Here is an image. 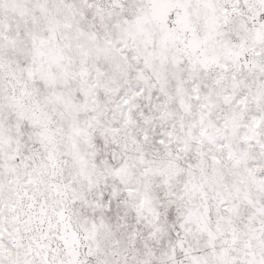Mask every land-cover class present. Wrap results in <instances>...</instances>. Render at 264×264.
I'll return each instance as SVG.
<instances>
[{
    "label": "snow or ice",
    "instance_id": "obj_1",
    "mask_svg": "<svg viewBox=\"0 0 264 264\" xmlns=\"http://www.w3.org/2000/svg\"><path fill=\"white\" fill-rule=\"evenodd\" d=\"M0 264H264V0H0Z\"/></svg>",
    "mask_w": 264,
    "mask_h": 264
}]
</instances>
